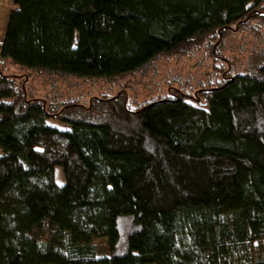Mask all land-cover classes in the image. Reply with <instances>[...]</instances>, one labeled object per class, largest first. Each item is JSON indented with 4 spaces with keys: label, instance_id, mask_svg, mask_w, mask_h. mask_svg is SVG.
I'll return each instance as SVG.
<instances>
[{
    "label": "trees",
    "instance_id": "16d2710c",
    "mask_svg": "<svg viewBox=\"0 0 264 264\" xmlns=\"http://www.w3.org/2000/svg\"><path fill=\"white\" fill-rule=\"evenodd\" d=\"M252 21H264V0H12L0 264H264V48L252 73L216 64L227 34H259ZM200 49L212 80L188 88L171 75L134 105L122 88L82 103L59 85Z\"/></svg>",
    "mask_w": 264,
    "mask_h": 264
},
{
    "label": "rangeland",
    "instance_id": "374dc122",
    "mask_svg": "<svg viewBox=\"0 0 264 264\" xmlns=\"http://www.w3.org/2000/svg\"><path fill=\"white\" fill-rule=\"evenodd\" d=\"M251 26L258 29L259 34L244 28L236 32H230L224 37L222 45L217 50L221 58L216 60L217 65L225 68L227 64L228 67L226 68L231 73H252L254 71L257 61L256 54L264 48V21H252ZM4 31L3 29L0 30L1 38H3ZM212 60L205 50L200 49L194 55L167 58L159 56L144 69L125 74L112 81L94 80L85 82L80 78L68 77L65 81H61L62 84L59 83V85L65 90L66 96L69 94L78 96L82 103H87L89 98L94 96L109 97L122 88L128 92L130 101L134 105L143 101L144 97L156 96L160 91L165 90L163 81L171 75L177 78L176 84L178 86L188 88L198 83L199 79L212 80L213 74L211 76L204 75L205 72L210 71ZM2 68L6 73L22 74V71L10 62H5ZM68 83H70L69 86ZM29 86L36 88L37 93L42 90L41 83L35 78L29 82ZM46 122L60 129L69 128L68 124L53 118H48ZM55 174L57 183H63L59 167L55 168ZM94 243L98 255H108L110 253L106 238H97Z\"/></svg>",
    "mask_w": 264,
    "mask_h": 264
},
{
    "label": "crops",
    "instance_id": "0c3cea01",
    "mask_svg": "<svg viewBox=\"0 0 264 264\" xmlns=\"http://www.w3.org/2000/svg\"><path fill=\"white\" fill-rule=\"evenodd\" d=\"M12 7V0H0V30L6 26L8 16ZM0 39L1 35H0Z\"/></svg>",
    "mask_w": 264,
    "mask_h": 264
}]
</instances>
